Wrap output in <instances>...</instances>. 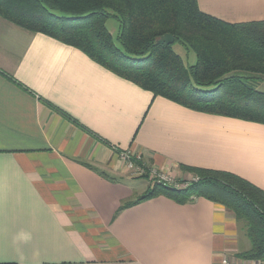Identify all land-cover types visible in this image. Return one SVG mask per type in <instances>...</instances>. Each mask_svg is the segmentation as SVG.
I'll return each instance as SVG.
<instances>
[{
	"label": "crops",
	"instance_id": "obj_1",
	"mask_svg": "<svg viewBox=\"0 0 264 264\" xmlns=\"http://www.w3.org/2000/svg\"><path fill=\"white\" fill-rule=\"evenodd\" d=\"M230 24L264 0H197ZM257 89L264 92V81ZM131 152L177 180L233 174L264 191V124L190 110L0 16V264H260L247 229L197 197L139 199Z\"/></svg>",
	"mask_w": 264,
	"mask_h": 264
},
{
	"label": "trees",
	"instance_id": "obj_2",
	"mask_svg": "<svg viewBox=\"0 0 264 264\" xmlns=\"http://www.w3.org/2000/svg\"><path fill=\"white\" fill-rule=\"evenodd\" d=\"M0 16L82 51L155 97L264 124V92L257 89L264 81V21L226 23L201 12L197 0H0ZM167 34L174 43L159 44ZM175 44L196 63L187 65ZM192 172L200 182L189 189L155 184L139 201L206 197L247 220L252 248L241 257L264 262V191L226 172Z\"/></svg>",
	"mask_w": 264,
	"mask_h": 264
},
{
	"label": "built area",
	"instance_id": "obj_3",
	"mask_svg": "<svg viewBox=\"0 0 264 264\" xmlns=\"http://www.w3.org/2000/svg\"><path fill=\"white\" fill-rule=\"evenodd\" d=\"M117 150V149H116ZM119 151V157L125 168L129 172H133L138 176L147 177L150 180H153L155 183L157 182L160 185L173 187L174 189H179V184L177 183V179L168 175L167 173L160 171L154 166H148L143 162V160L139 156H134L131 152L128 151ZM177 180V181H176ZM222 264H236L233 261L225 258L223 259Z\"/></svg>",
	"mask_w": 264,
	"mask_h": 264
},
{
	"label": "rangeland",
	"instance_id": "obj_4",
	"mask_svg": "<svg viewBox=\"0 0 264 264\" xmlns=\"http://www.w3.org/2000/svg\"><path fill=\"white\" fill-rule=\"evenodd\" d=\"M107 28H108V30L110 31V33L114 37L117 36V33H118V24L114 20H111V21H109L107 23ZM174 50L185 60V63L187 65H194L196 63V57H195V55L192 52H190V53L186 52L185 49H183V47H181L179 44H175ZM143 162H145V161L143 160ZM145 164L148 165V166H150L147 162H145ZM131 174H133L137 178H142V179H139V180H142V184L145 183L146 182V179H147L149 181V183H150V187L153 186V185H155V184H158L157 182L155 183L153 180H150V179H148L145 176L144 177H141V176L136 175L133 172H131ZM199 182H200V177H199V175L197 173H193L190 180H187V181H181V180H179V181H177V183L179 184V190L180 189L181 190L189 189L190 187L194 186L195 184H198ZM240 223H241V225H242L243 228H246L247 229L248 223H247V220L246 219L240 220ZM260 264H264V262H260Z\"/></svg>",
	"mask_w": 264,
	"mask_h": 264
},
{
	"label": "water",
	"instance_id": "obj_5",
	"mask_svg": "<svg viewBox=\"0 0 264 264\" xmlns=\"http://www.w3.org/2000/svg\"><path fill=\"white\" fill-rule=\"evenodd\" d=\"M159 44H166V45H172L174 43V38L172 35H165L163 36L159 41Z\"/></svg>",
	"mask_w": 264,
	"mask_h": 264
}]
</instances>
